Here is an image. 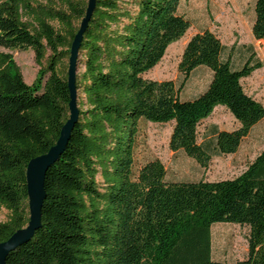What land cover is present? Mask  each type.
<instances>
[{
  "label": "trees",
  "instance_id": "1",
  "mask_svg": "<svg viewBox=\"0 0 264 264\" xmlns=\"http://www.w3.org/2000/svg\"><path fill=\"white\" fill-rule=\"evenodd\" d=\"M182 0H95L82 36L75 76L78 119L66 149L46 170L40 227L6 264H264V149L244 171L219 181L166 182L158 160L134 177L133 148L141 122H172L169 149L199 166L233 154L264 107L240 80L260 67L253 52L239 69L222 59L209 31L187 42L178 70L185 81L199 66L212 72L206 89L178 98L172 81L143 77L189 28ZM87 0H0V47L30 49L38 67L26 84L13 57L0 52V243L28 223L26 165L45 154L68 119L69 49ZM251 35L264 39V0L254 1ZM238 123L212 129L197 143V126L215 106ZM98 179L100 181H98ZM249 229L247 255L211 259L210 227Z\"/></svg>",
  "mask_w": 264,
  "mask_h": 264
},
{
  "label": "rangeland",
  "instance_id": "2",
  "mask_svg": "<svg viewBox=\"0 0 264 264\" xmlns=\"http://www.w3.org/2000/svg\"><path fill=\"white\" fill-rule=\"evenodd\" d=\"M255 0H182L177 14L189 21V28L176 41L169 44L161 60L143 77L153 81H172L182 101L195 98L209 84L212 72L204 67L195 68L183 80L178 70L182 52L192 36L203 31L212 33L223 46L222 59L239 69L253 52L252 63L260 67L240 80L243 91L264 107V39L251 35ZM13 57L26 84H31L38 67L30 49L5 50ZM67 61L63 60V64ZM78 72V67H77ZM238 127L232 115L221 105L197 126V143L210 136L212 129L231 131ZM172 122L157 124L141 122L133 148L132 173L136 177L140 168L149 161L158 160L165 170L166 182L219 181L231 179L264 149V118L254 125L233 154L213 155L206 167L199 166L183 151H171L169 138ZM98 181H100L98 179ZM7 219V211L0 208V222ZM249 229L245 225L217 223L210 227L211 259L218 262H235L247 255Z\"/></svg>",
  "mask_w": 264,
  "mask_h": 264
},
{
  "label": "water",
  "instance_id": "3",
  "mask_svg": "<svg viewBox=\"0 0 264 264\" xmlns=\"http://www.w3.org/2000/svg\"><path fill=\"white\" fill-rule=\"evenodd\" d=\"M94 7L95 0H87L84 17L80 21L69 49L66 71V84L69 93L68 119L61 127L55 144L45 154L29 160L26 165L25 182L29 213L28 223L24 228L15 231L6 241L0 243V264H6L7 256L29 242L40 227L41 208L45 199L44 179L46 170L63 154L78 119L75 89L77 58L82 36L88 26Z\"/></svg>",
  "mask_w": 264,
  "mask_h": 264
}]
</instances>
